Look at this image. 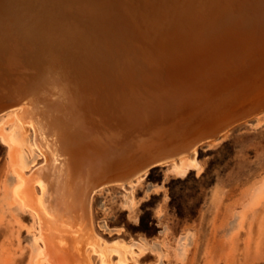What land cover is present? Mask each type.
<instances>
[{
	"label": "rangeland",
	"instance_id": "374dc122",
	"mask_svg": "<svg viewBox=\"0 0 264 264\" xmlns=\"http://www.w3.org/2000/svg\"><path fill=\"white\" fill-rule=\"evenodd\" d=\"M132 3L140 9L142 35L137 49L117 57L114 83L123 88L130 78L138 97L148 99L149 71L160 68L165 84L174 88L175 75L178 88L174 120L154 124L118 162L128 166L136 154L153 155L221 132L195 148L197 166L182 175L171 160L139 181L108 186L119 183L107 177L90 201L100 242L86 235L73 240L71 251L85 256L86 264H104L101 247L114 243L124 246V257L111 254L105 264H264V0ZM15 35H8L9 60L0 62V89L20 94L30 45L15 42ZM4 114L0 123L13 131L15 143L9 148L0 140V264H54L49 255L40 258L37 220L23 207V194H16L19 179L43 159L32 150L31 133ZM104 121L93 120L99 138L95 132L82 139L83 147L128 150L115 141L123 133L119 122L112 133ZM81 143L76 150L85 156Z\"/></svg>",
	"mask_w": 264,
	"mask_h": 264
},
{
	"label": "bare ground",
	"instance_id": "6f19581e",
	"mask_svg": "<svg viewBox=\"0 0 264 264\" xmlns=\"http://www.w3.org/2000/svg\"><path fill=\"white\" fill-rule=\"evenodd\" d=\"M138 9L132 0H0V62L10 58L9 34L30 45L23 58L27 71L21 93L0 89V99L6 101L0 118L5 113L29 131L32 150L43 159L26 179H19L16 194H23V207L37 220L40 258L49 255L54 264H86L85 256L71 251V243L86 235L100 242L91 227L90 201L106 187L97 184L116 152L111 145L97 149L92 143L101 152L88 148L84 156L81 142L98 132L92 128L94 119L105 120L115 133L118 121L112 108L124 87L114 83L118 70L113 66L123 52L137 49L142 35ZM125 132L120 143L129 146L139 138L132 130ZM0 140L9 148L15 143L13 131H5L1 123ZM170 164L180 175L196 167L195 149ZM101 248L104 264L111 254L124 257L121 244Z\"/></svg>",
	"mask_w": 264,
	"mask_h": 264
},
{
	"label": "water",
	"instance_id": "95a60500",
	"mask_svg": "<svg viewBox=\"0 0 264 264\" xmlns=\"http://www.w3.org/2000/svg\"><path fill=\"white\" fill-rule=\"evenodd\" d=\"M173 71L177 70L175 69ZM165 72L166 71L160 68L149 71L150 75L149 79H147L148 82L146 80V84L153 93V96H149L148 99H140L138 97L137 86L130 78L128 84L124 85V88L117 95V98H114L116 99L117 106H115V109L112 108V113L115 115V119L119 122L120 126H122L121 130L123 133L127 131V129L135 130L132 136H136L137 134L139 138L135 139L129 145L128 150H120L118 154L114 156L113 161L106 166L105 175L99 177L97 185L100 186L102 183L107 182V177H109L112 182L119 184L130 183L137 178L136 176L143 178L150 170L178 158L181 154L191 153L193 149L200 146L202 143L220 134L221 131L216 134L199 135L182 147L159 151L153 155L144 153L139 156V154H136L133 157L134 162L128 166H124L118 162V158L130 153L139 140L146 138L150 134L154 124L160 121H162V123H170L174 120L173 108L176 102L178 85L175 75L171 78L172 82L175 83L174 88L171 84L166 85L164 81ZM174 74H176V72H174ZM160 83L162 85L165 84V86L159 87ZM114 99L112 101H114ZM112 101L110 100L109 102L113 103ZM5 102V99H0V114L6 109ZM138 108L141 109V111L139 110V112H137V110H135ZM132 136L130 139L133 138ZM117 140L118 138H116L115 141L119 142ZM91 147H94V145ZM85 149H88V147Z\"/></svg>",
	"mask_w": 264,
	"mask_h": 264
}]
</instances>
